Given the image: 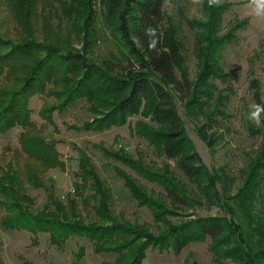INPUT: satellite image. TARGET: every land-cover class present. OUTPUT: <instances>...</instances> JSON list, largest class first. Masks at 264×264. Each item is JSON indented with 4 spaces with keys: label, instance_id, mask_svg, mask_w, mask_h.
<instances>
[{
    "label": "trees",
    "instance_id": "obj_1",
    "mask_svg": "<svg viewBox=\"0 0 264 264\" xmlns=\"http://www.w3.org/2000/svg\"><path fill=\"white\" fill-rule=\"evenodd\" d=\"M6 1V8L0 7V24L6 25L2 18H8L11 24L0 31V135L21 128V147L29 157L37 159L46 169H63L65 165L55 145L42 137L41 128L32 120L29 102L33 96L55 99L40 112L50 123L56 110L63 111L78 100L86 101L94 114L92 121L83 124L86 130L105 131L126 124L129 117L150 116L155 126L137 121L136 134L156 148L164 149L189 178L205 182L201 187L205 196L214 195L216 177L194 151L178 113L175 94L186 102L188 112H194L202 106L197 100L199 96H212V93L202 94V91L214 89L209 79L219 76L225 81L227 76L219 75L214 66L205 65L196 81L188 78L180 57L181 46L174 31L164 26L166 0H106L108 14L119 24L116 27L112 24L117 37L112 35L131 67L123 76L117 74L115 65L96 63L71 45L73 41H93L95 37L93 0ZM55 1L60 16L56 23L48 20L45 14L41 15L39 8L40 4L53 5ZM2 4L0 2V6ZM206 31L209 33V29L204 30V35L210 42ZM204 57L203 54L202 61ZM251 88L257 106L264 112L257 79L252 80ZM226 100L228 96L221 91L215 103L221 107ZM104 155L160 185L165 192L163 197L169 198L173 206L187 203L188 192L165 176L169 171L154 170L122 149L104 151ZM0 170V205L7 211L1 224L5 229L27 230L34 234L46 232L57 244L71 236L85 237L93 243L95 252L117 255L113 262L103 264H141L149 247L165 250L173 245L180 251L187 243L204 241L207 237L212 239L211 248L218 256L224 254L218 253L217 247L234 244V248H226V256L235 261L232 264H255L256 258L264 264V216L251 214L258 188L264 185V138L249 163L245 184L240 189L243 197L234 196L236 207L227 204L225 208L231 219L201 218L178 228L172 227L159 238L152 236L144 226L116 220L111 213V190L84 152L79 157L75 174L74 195L65 203L54 196L49 186L33 175L28 177L32 186L48 192L49 202L36 214L25 205L32 203V199L24 192L25 182L13 166ZM115 174L137 204L150 209L154 220L160 221L169 210L162 196L147 194L144 185L120 167ZM84 251L80 248L78 259L84 256ZM0 264H3L1 259Z\"/></svg>",
    "mask_w": 264,
    "mask_h": 264
},
{
    "label": "rangeland",
    "instance_id": "obj_2",
    "mask_svg": "<svg viewBox=\"0 0 264 264\" xmlns=\"http://www.w3.org/2000/svg\"><path fill=\"white\" fill-rule=\"evenodd\" d=\"M0 2L3 3L1 9L6 8L7 1ZM92 3L96 15L93 25L95 37L93 41L84 39L81 42L73 41L71 45L85 58L99 64L109 62L117 67L118 75H126L131 68L130 63L119 50L118 41L113 37L115 32L112 31V24L115 27L119 24L108 14L106 0H93ZM56 4L55 1L53 5H39L41 15L45 14L54 23L60 19ZM164 12V26L174 31L175 39L181 46L180 57L188 78L196 81L205 65L214 66L219 75L227 76L225 81L219 76L209 79L215 85L214 89L202 91V94L212 93V96H199L197 100L202 106L194 112H188L186 102L180 99L178 93L175 94L178 113L194 151L204 167L216 177L217 191H212V197L205 196L201 189L205 182L189 178L177 161L166 155L164 149L156 148L136 134L134 127L137 121L155 126L150 116L138 114L129 117L126 124L105 131L86 130L82 128L83 124L94 118L86 101L78 100L63 111L56 110L50 123L40 112L55 99L35 95L29 102L32 120L37 128H41L42 137L55 145L64 168L46 169L37 159L29 157L21 147V128L0 135V168L8 170L12 165L25 182L24 192L32 199V203L25 204L30 212L36 214L49 201L48 192L32 186L27 181L28 177L33 175L49 186L54 196L65 203L69 196L74 195L75 174L79 157L84 152L111 190V213L116 220L144 226L152 236L159 238L172 227L178 228L201 218L231 219L225 208L227 204L236 207L234 196L243 197L240 189L245 184L249 163L264 138V112L257 106L251 88L252 80L257 79L264 102V0H220L218 5L211 7L208 0H166ZM2 19L4 23L6 20V25L0 24V31L11 24L8 18ZM239 24L243 25L237 29L241 26ZM207 28L209 33L206 31L205 34L210 42L204 35ZM213 38L221 41L218 43ZM203 54L205 57L202 61ZM178 73L181 74L180 71ZM221 91L228 96V100L217 107L215 99ZM121 149L154 170L169 171L165 176L188 192L187 203L173 206L169 198L163 197L165 192L160 185L104 155V151L117 152ZM117 167L141 182L147 194L162 196L169 210L160 221H155L152 211L139 206L130 196L121 178L115 174ZM257 194L251 214L264 216V185L259 186ZM6 212L0 205V259L3 264H103L113 262L117 256L114 253L95 252L93 243L85 237L71 236L57 244L51 241L50 234L46 232L34 234L27 230L5 229L1 222ZM83 214L87 216L88 212ZM244 230H247L246 226ZM212 243V239L207 237L204 241L187 243L180 251L173 245L165 250L149 247L141 264L235 263L226 256V248H234V244L217 247V252L224 254L218 256L211 248ZM80 248L85 251L84 256L78 259ZM254 262L260 264L257 258Z\"/></svg>",
    "mask_w": 264,
    "mask_h": 264
},
{
    "label": "clouds",
    "instance_id": "obj_3",
    "mask_svg": "<svg viewBox=\"0 0 264 264\" xmlns=\"http://www.w3.org/2000/svg\"><path fill=\"white\" fill-rule=\"evenodd\" d=\"M208 2H209V6L211 7V6L218 5L220 0H208ZM258 7H259V5H258Z\"/></svg>",
    "mask_w": 264,
    "mask_h": 264
}]
</instances>
